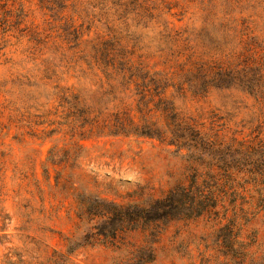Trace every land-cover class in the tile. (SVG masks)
Wrapping results in <instances>:
<instances>
[{"label":"rangeland","instance_id":"374dc122","mask_svg":"<svg viewBox=\"0 0 264 264\" xmlns=\"http://www.w3.org/2000/svg\"><path fill=\"white\" fill-rule=\"evenodd\" d=\"M172 116L239 169L225 202L97 238L83 196L147 205L204 170L167 141ZM143 124L160 137L132 133ZM261 145L264 0H0V264H130L149 245L146 264H226L223 216L259 256L244 171Z\"/></svg>","mask_w":264,"mask_h":264},{"label":"trees","instance_id":"16d2710c","mask_svg":"<svg viewBox=\"0 0 264 264\" xmlns=\"http://www.w3.org/2000/svg\"><path fill=\"white\" fill-rule=\"evenodd\" d=\"M236 73L237 75L234 76ZM222 75L239 79L242 81L241 85L248 91H251L253 87L255 88L252 91L256 89L250 79L241 80L238 72L233 73V71L227 70V73L224 72ZM168 121L167 119L165 122L167 141H171L172 144L187 143L185 148L190 154H198L205 158L204 170L202 172L194 170L187 185L175 186L164 197L157 198L147 205H120L98 196H83L80 198V206L84 211L80 215L78 214V217L99 218L93 226V235L97 238L110 239L127 229L157 223L170 217H199L215 210L218 205H223L225 202L226 191L229 186H233L237 182L235 176L239 169H230L228 166L219 165L220 157L224 155L219 143H214L212 140H196L190 133L188 124L176 116H172V124L167 123ZM142 129H146L145 124L135 125L136 132L132 133L160 137L155 132ZM252 150L253 154H257L251 157V162L244 173H246V177L252 179L251 183L257 190V199L264 203V146L261 145L258 149L252 148ZM259 209L261 207L257 210L259 211ZM223 218L226 219V223L218 229L217 237L222 254L227 258L226 264H264V248L261 249L259 256H251L248 243L238 240V235L233 231L235 219L233 217L226 218V216ZM67 253H70V249L67 250ZM153 256V248L150 245L147 248H140L130 264H146L153 259Z\"/></svg>","mask_w":264,"mask_h":264}]
</instances>
